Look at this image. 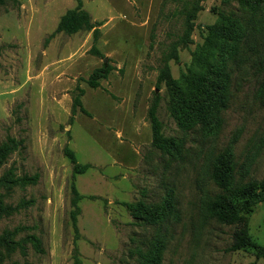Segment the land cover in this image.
<instances>
[{
    "label": "rangeland",
    "instance_id": "obj_1",
    "mask_svg": "<svg viewBox=\"0 0 264 264\" xmlns=\"http://www.w3.org/2000/svg\"><path fill=\"white\" fill-rule=\"evenodd\" d=\"M76 5L0 1V148L10 146L0 164V236L12 233L10 246H1L2 264H141L156 238L164 240L161 264H264L253 246L228 250L238 226L205 210L220 191L209 177L214 157L232 152L236 183L264 176V4L251 14L239 0H83L100 24L101 54L92 52L93 29L57 30ZM195 6L190 38L168 61L173 77L188 72L222 13L245 25L231 60V99L215 133L180 129L167 85L157 88L165 57L187 27L183 10ZM106 63L112 71L91 87L88 77ZM77 85L88 114L72 118ZM155 91L162 133L182 140L180 153L153 145L148 109ZM67 144L79 162L92 164L76 177L84 196L79 234L70 217ZM166 198L173 208L158 224L135 219L122 204ZM245 214L252 241L264 245V202Z\"/></svg>",
    "mask_w": 264,
    "mask_h": 264
},
{
    "label": "trees",
    "instance_id": "obj_2",
    "mask_svg": "<svg viewBox=\"0 0 264 264\" xmlns=\"http://www.w3.org/2000/svg\"><path fill=\"white\" fill-rule=\"evenodd\" d=\"M239 2L251 14L258 12L264 4V0H239ZM197 7L183 10L186 14L187 27L179 39L172 44L170 54L165 57V65L157 78V88H160L162 82L167 85L170 97L169 108L180 129L187 132L195 127H201L215 133L221 122L222 112L228 107L231 99V60L238 53L245 34V25L231 15L222 13L220 16L222 25H215L209 30L206 42L196 51L188 72L182 73L180 77H173L168 61L171 58L178 59L179 45L185 44L190 38L193 29L192 19L195 17ZM99 25L83 8V0H77V5L62 16L57 30L72 34L80 30L93 29L95 44L92 52L101 54L96 45L100 34ZM112 69L113 66L109 63L95 68L87 79L88 84L94 88L100 86V80L107 78ZM76 89L71 110L72 118L78 111L88 114L82 103L84 89L80 85H77ZM160 101L161 96L155 91L148 109L153 145L168 153H180L182 140L173 136L166 137L162 133V121L158 116ZM9 150L8 145L0 148V164ZM64 153L73 164L70 217L76 233L79 234L78 216L81 213L79 202L84 196L76 186V177L85 173L92 164L79 162L75 151L68 144L64 147ZM209 177L220 191L206 202L207 216L222 224L238 226L228 250L235 251L253 246L257 248L258 255H264V245L256 244L249 235L248 219L245 214L256 204L264 202V176L261 179L250 178L236 183V161L232 152L228 150L211 161ZM122 204L135 219L148 224L167 221L168 214L173 208L172 201L167 198L157 204H148L144 201L122 202ZM11 234L7 232L4 237L0 236V264L3 260L1 246L7 248L10 246ZM29 238L38 251H44L38 236L32 234ZM163 250L164 240L154 239L141 254V264H161Z\"/></svg>",
    "mask_w": 264,
    "mask_h": 264
}]
</instances>
